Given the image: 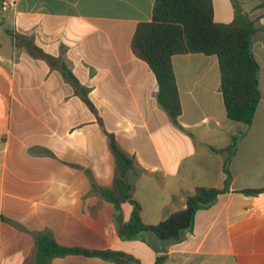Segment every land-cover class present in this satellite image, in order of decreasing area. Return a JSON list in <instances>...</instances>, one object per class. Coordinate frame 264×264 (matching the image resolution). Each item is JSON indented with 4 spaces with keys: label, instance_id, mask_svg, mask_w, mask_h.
Masks as SVG:
<instances>
[{
    "label": "crops",
    "instance_id": "obj_1",
    "mask_svg": "<svg viewBox=\"0 0 264 264\" xmlns=\"http://www.w3.org/2000/svg\"><path fill=\"white\" fill-rule=\"evenodd\" d=\"M155 1L17 0L0 11V264H38L41 235L155 264L150 234H121L132 204L116 209L96 194L114 179L107 133L134 161L127 178L146 225L185 208L197 187L223 188L229 162V190L166 247L164 264H264V0H211L215 22L239 10L258 29L261 100L250 126L227 116L216 56L175 55L177 123L160 106L155 75L131 47ZM45 264L121 263L65 254Z\"/></svg>",
    "mask_w": 264,
    "mask_h": 264
},
{
    "label": "trees",
    "instance_id": "obj_2",
    "mask_svg": "<svg viewBox=\"0 0 264 264\" xmlns=\"http://www.w3.org/2000/svg\"><path fill=\"white\" fill-rule=\"evenodd\" d=\"M257 31L255 22L239 10L231 23L215 22L211 0H156L152 20L137 26L131 47L135 55L146 62L155 75L158 103L176 123L182 113V106L172 58L185 54L216 56L227 116L233 121L250 126L261 100L260 66L252 51L253 37ZM36 51L43 55L41 51ZM59 70L67 80L79 86L78 80L67 66L63 65ZM82 97L89 109L97 114L95 106L84 91ZM107 135L116 163L114 179L110 188H97L96 194L112 203L116 209H120L125 202L132 204L130 220L121 231L125 238L155 231L162 238L176 236L179 240L184 233L193 229L197 212L229 190L231 173L227 162L224 167L227 178L223 188L197 187L186 198L185 208L174 212L157 225H146L141 218L140 205L132 199V185L127 178V173L135 170L134 161L119 148L114 135ZM235 142L236 137L233 140ZM36 241L38 264H45L52 257L65 254L98 257L121 264L136 260L133 256L119 251L64 248L43 235L38 236ZM167 257V252H157L155 264H164Z\"/></svg>",
    "mask_w": 264,
    "mask_h": 264
},
{
    "label": "water",
    "instance_id": "obj_3",
    "mask_svg": "<svg viewBox=\"0 0 264 264\" xmlns=\"http://www.w3.org/2000/svg\"><path fill=\"white\" fill-rule=\"evenodd\" d=\"M149 243L158 253L166 252V247L177 240L176 236L162 238L155 231H151L150 233ZM128 264H141L137 260H130Z\"/></svg>",
    "mask_w": 264,
    "mask_h": 264
},
{
    "label": "built area",
    "instance_id": "obj_4",
    "mask_svg": "<svg viewBox=\"0 0 264 264\" xmlns=\"http://www.w3.org/2000/svg\"><path fill=\"white\" fill-rule=\"evenodd\" d=\"M16 1L17 0H2L0 11L6 12L12 9L13 7H15Z\"/></svg>",
    "mask_w": 264,
    "mask_h": 264
}]
</instances>
